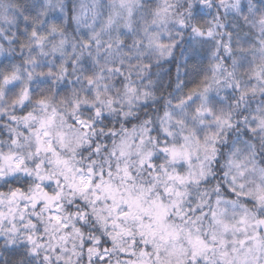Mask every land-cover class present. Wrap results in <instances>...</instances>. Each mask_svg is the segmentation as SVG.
Instances as JSON below:
<instances>
[{
	"label": "clouds",
	"instance_id": "clouds-1",
	"mask_svg": "<svg viewBox=\"0 0 264 264\" xmlns=\"http://www.w3.org/2000/svg\"><path fill=\"white\" fill-rule=\"evenodd\" d=\"M0 264H264V0H0Z\"/></svg>",
	"mask_w": 264,
	"mask_h": 264
}]
</instances>
